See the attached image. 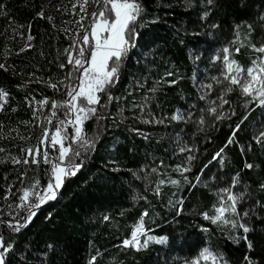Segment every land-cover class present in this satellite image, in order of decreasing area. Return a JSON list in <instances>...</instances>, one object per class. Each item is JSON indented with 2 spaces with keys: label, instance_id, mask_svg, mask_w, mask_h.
<instances>
[{
  "label": "trees",
  "instance_id": "obj_1",
  "mask_svg": "<svg viewBox=\"0 0 264 264\" xmlns=\"http://www.w3.org/2000/svg\"><path fill=\"white\" fill-rule=\"evenodd\" d=\"M92 1L88 2L89 14L81 20L84 12H80L77 0H0L7 12L6 16L0 15V64L4 65L0 68V88L9 93L5 111L0 112V125L3 126L0 148L6 150L0 152V210L7 201L5 195L10 186L16 190L39 180L43 188L49 182L51 164L44 163V149L40 162L30 166L28 171L21 163L13 166L11 157H20V151L33 143L37 134L45 128L50 133L55 131L53 125L65 118L64 109L60 108L51 124H47L44 117L39 127L40 117L35 105L44 98L67 99L66 85L72 83L65 79L72 68L68 55L75 57L76 49L88 47L81 38L86 29L90 31L91 13L100 7ZM143 2L145 26L138 29L141 35L137 47L130 51L121 68L119 82L111 88V95L119 99L108 102L107 96L101 94L97 115L103 118H92L85 123L89 137L99 131L94 150L86 158L82 155L76 160L83 165L77 175L65 179L63 187L57 191V198L42 205L33 221L20 233L0 224V234L15 244L8 256L9 264H88L97 251L100 255L96 264H184L186 257L190 258L204 246L222 252L229 264H245V255L255 264H264V210L256 203L264 202V191L259 187L264 183V139L260 144L254 139L264 130V107L256 103L246 106V98L236 88L226 96L229 103L218 109L223 119L214 120L204 113L207 123L197 126L200 109L208 104L207 100L200 99L197 86L200 75L204 71L210 77L218 75L221 61L214 62V57L228 45L236 24L241 25L243 34L247 31L245 22L255 21L264 13V0H245L243 7L241 0H217L216 6L209 9L207 22L199 18L206 7L204 0H193L192 7H186L185 0ZM40 11L44 12V17L37 16ZM156 17L158 22L151 23ZM212 21L221 27L213 30L209 26ZM29 35L33 39L25 46ZM231 55L247 67L256 54L243 47L239 54L233 50ZM196 56L198 60L194 59ZM61 64L65 67L61 68ZM166 71L175 73L166 79L177 82L161 84L155 93L151 92ZM137 81L143 87H139ZM51 83H57L58 90L53 89ZM218 94L221 88L215 85L211 99L215 100ZM13 108L16 111H12ZM178 110L186 116L191 112V119H169L164 124L144 122L171 117ZM134 128L143 135L132 131ZM68 130L71 133V126ZM178 136L184 144L194 148V152H179ZM230 137L234 141L232 144L227 143ZM45 148L50 150V160H55L58 148L47 143ZM221 148L224 152L214 159ZM190 154L195 160L187 175L193 182L198 174L201 175L202 183L180 190L165 184L161 186L160 195L145 190L146 185L155 188L157 180L164 178L151 173L152 166L159 165L162 159L165 165L162 172L179 178L172 167ZM246 164L253 167L247 168ZM237 174L239 183L234 190L245 193L240 210L250 207L256 210L250 217L254 228L248 234L254 244L251 252L245 241L233 243L226 230L221 231L200 215L203 211L211 214L216 201L214 190L227 185ZM145 175H148L147 180ZM145 195L147 200L141 198ZM179 198L184 199V211L174 215L169 201ZM18 203L17 198L12 208ZM146 208L155 220L153 223L145 218L150 234L167 237V241L164 244L150 242L140 251L123 247L122 241L130 236L131 226ZM105 215L110 219L105 221ZM0 219L4 220L1 212ZM201 226L209 231L202 232ZM49 243L54 245L51 251L46 248Z\"/></svg>",
  "mask_w": 264,
  "mask_h": 264
},
{
  "label": "snow or ice",
  "instance_id": "obj_2",
  "mask_svg": "<svg viewBox=\"0 0 264 264\" xmlns=\"http://www.w3.org/2000/svg\"><path fill=\"white\" fill-rule=\"evenodd\" d=\"M89 0H77L80 12H85ZM94 3L100 5L96 10L91 13V28L90 31L85 30V34L81 40L84 45H88L87 48L79 47L76 49L77 55L73 57L70 53L68 55V64L72 65L70 71L66 74L65 79L71 81L66 85V97L67 99L53 100L51 102V116L48 119V123H52V119L56 118L57 112L60 108L64 109V117L58 121V124L53 125L55 131L49 136L47 129L44 130L40 139V144H50L52 148H56L59 145L57 152L58 156L55 160H50L49 149L45 148L43 151V160L46 164H51L50 178L46 187H40V181L34 180V182L27 187H22L19 191L18 200L19 204L17 208L23 210L26 214L21 220L16 219L14 216L12 220L5 221L0 219V224L6 225L12 232L20 233L23 228H26L36 217L38 210L42 205L48 201L55 200L57 198V191L64 185L65 179L69 176H76L77 172L81 169L82 161L77 163L76 160L81 158L82 155L86 158L87 154L94 150L98 141L99 131L91 137L87 135L85 129V123L92 119H102V116H98L97 106L101 103V94L106 95L108 102L113 99H119L111 95V88L115 86L120 80L121 68L124 65L126 59L129 56L130 51L137 47V41L141 33L139 28L145 26L143 17L146 13V7L143 0H93ZM217 0H204L206 5L205 9L200 15V20L209 21L210 8L216 6ZM245 0H241V6H244ZM77 5L74 4L73 8ZM186 7L193 6V0H185ZM5 6L0 4V15H7L4 11ZM37 16L44 17L43 11L37 12ZM51 20L52 17H46ZM85 17L81 16V20ZM158 17L151 20V23H157ZM80 24V21H77ZM247 31L241 33V25L236 24L232 29V37L227 46L220 49V52L214 57L215 61H221L219 73L216 76H212L213 83H200L199 87L202 91L200 96L201 100H207L206 107L200 109V115L197 120V126L207 123L204 113L210 114L214 120L223 119L221 111L225 104L229 103L226 98L227 94L232 93L236 88L239 89L240 95L245 97V105L248 106L252 103L258 104V106L264 107V13L258 15L257 20L252 22H245ZM81 27L84 25L80 24ZM209 26L215 30L219 29L221 25L214 21L209 23ZM255 34V37H254ZM91 36V41H90ZM31 40L33 37L28 36ZM94 41V44L92 43ZM73 43H77L73 41ZM180 43L183 44L184 40L181 37ZM247 47L256 55L251 59L250 64L245 67L237 59L233 58L231 53L234 50L239 54L241 48ZM23 51V49H21ZM68 52V50H65ZM199 59V56L194 57ZM4 65L0 64V68ZM61 68L65 65L61 64ZM172 71H166L161 80L155 82L154 86L150 89L155 93L161 84H175V79H166L167 77L174 76ZM146 79V78H145ZM60 83H63L61 81ZM139 87H143L140 81L136 82ZM214 85L220 86L221 94H218L216 99L213 100L210 97V92ZM50 86L53 89L58 90L57 83H51ZM9 93L0 88V112L5 111V104H7V98ZM34 99V98H33ZM145 97V101H147ZM219 101V103H217ZM41 106L48 104V98L37 101ZM107 107V105H104ZM12 111H16L15 108ZM233 114H235L233 112ZM34 116L36 113L33 114ZM151 115V114H149ZM191 112L187 116L179 110L171 117L154 118L145 123L164 124L166 120L186 121L191 119ZM248 117L245 116L246 120ZM243 123V121H241ZM69 126H71V133H69ZM0 125V129H2ZM239 128V125H237ZM139 135H143L139 129H132ZM235 133H233V136ZM148 139L147 136H144ZM69 140L67 145L65 140ZM257 144L264 139V130L259 131L258 135L254 137ZM234 141L230 137L228 144H232ZM77 147H73V145ZM176 145L179 152L192 153L194 148L188 147L183 143L182 137H177ZM227 147V145H225ZM6 151L4 148H0V152ZM27 157L20 158L16 156L11 157L13 164H38L41 150L38 146L34 148L24 149ZM224 152V148H221L219 152L213 157L217 159ZM71 154V155H70ZM195 160L194 155H188L185 160L180 164L172 167V172L178 174L179 178H173L171 174L165 175L162 172L164 161L161 159L159 165L151 167V173L158 174L164 178L158 179L155 188L145 187L146 191H152L154 195L161 194V186L165 184H171L178 190L182 187L195 188L202 183V176L197 175L195 182L187 175L192 171V161ZM222 163V160H221ZM207 167V166H205ZM247 168H252V164H246ZM136 175V173H134ZM137 178H140L137 176ZM145 180L148 179V175H145ZM239 183V174L232 177L229 183L223 187L216 188L215 196L216 201L211 208V214L209 211H203L200 213L205 221H208L211 225H215L221 231L226 230V234L233 243L239 244L242 240L246 242L247 249L251 252L254 248L253 241L249 239V233L254 231L250 223V217L256 214V210L250 207L248 210L241 211L239 205L245 198V193L236 192L234 189ZM207 187L208 185L205 184ZM261 191H264V183L260 184ZM11 194V188L6 191L5 199ZM147 200L145 195L141 197ZM259 204V208L264 210V202H256ZM9 209H12V205H8ZM169 207L174 209V215H179L184 211V199L179 198L175 202L169 201ZM19 215V212H17ZM149 218L154 223L155 220L149 215V210L146 208L138 217L137 221L131 226L132 230L130 236L122 241V246L125 248L132 247L136 251L147 248L150 242H156L164 244L167 241V237H156L150 234L151 229L146 227L145 218ZM50 218V217H48ZM104 220L110 219L105 215ZM201 231L207 233L208 228L201 226ZM143 237V240H141ZM46 248L51 251L54 249V245L49 243ZM15 249L13 241H9L3 234H0V264H9L8 256ZM100 253L97 251L96 255L90 257L88 264H96L97 256ZM43 256L47 257V252L43 253ZM245 264H255V261L249 256L243 257ZM184 264H229V261L225 259L222 252H214L208 246L199 248L190 258L184 259Z\"/></svg>",
  "mask_w": 264,
  "mask_h": 264
},
{
  "label": "built area",
  "instance_id": "obj_3",
  "mask_svg": "<svg viewBox=\"0 0 264 264\" xmlns=\"http://www.w3.org/2000/svg\"><path fill=\"white\" fill-rule=\"evenodd\" d=\"M53 100H54L53 98L52 99H49L48 100V104L45 105L44 112L42 113V115L39 114L40 115V126H41V123L43 122L44 117H46V123L49 124L48 123V119L51 116V111H52V109H51V102ZM37 105H40V104H37ZM47 113H49V114H47ZM38 138H39V134L36 135V138H35L34 142L33 143H30L26 149H28V148H34V147L38 146ZM20 158L23 159V158H29V157H27V154H26L25 151L21 150L20 151ZM29 159H31V158H29ZM21 164H23V163H21ZM12 165L14 166L16 164H13L12 163ZM23 165L26 167V169L28 171L29 168H30V166L37 165V164L29 163V164H23ZM22 187L23 186L21 185L18 189L14 190L13 186H10V188H11V194L8 196V199H7L6 203H5V205L0 210V212L4 215V220L5 221L12 220V218L15 216L16 219L21 220V223L23 222L22 221V217L26 213L23 210H20V209L17 208V205L18 204L15 207H13L12 209H9V207H8L9 204L13 205L14 201L19 197V195L21 194V192L19 190ZM5 209L7 210L6 212H5ZM17 212H19V215H17Z\"/></svg>",
  "mask_w": 264,
  "mask_h": 264
},
{
  "label": "rangeland",
  "instance_id": "obj_4",
  "mask_svg": "<svg viewBox=\"0 0 264 264\" xmlns=\"http://www.w3.org/2000/svg\"><path fill=\"white\" fill-rule=\"evenodd\" d=\"M92 3H94L93 1H92ZM89 4H87V5H85V8H86V11L84 12V17H85V19H86V15H88L89 14V6H88ZM30 45V41H29V39L27 38L26 39V41H25V46H29ZM254 57V56H253ZM252 57V58H253ZM251 58V59H252ZM220 65H221V63L218 65V69L220 68ZM203 74L202 75H200V78H199V80H198V82H197V86H198V90H199V92H200V94H202V91H201V89H200V87H199V85H200V83H213V81L211 80V77L207 74V71H204V72H202ZM219 73V72H218ZM215 86V85H214ZM212 91V90H211ZM211 93V92H210ZM36 107H35V111H36V113H37V115L40 117V115H42V113L44 112V109H45V106H41V105H35ZM40 114V115H39ZM40 124V123H39ZM46 127H47V125H45ZM46 129V128H45ZM44 129V130H45ZM48 130V129H47ZM44 132V131H43ZM43 132L39 135V138H38V146H39V148H40V150L42 151L43 149H45V144H40V139H41V137H42V134H43ZM48 132H49V136H51V134L54 132H51L50 133V130H48ZM65 144H67V139L65 140ZM59 147V145H57L56 146V148H58ZM31 184H27V186H30ZM27 186H25V187H27ZM21 195V194H20ZM19 201V200H18ZM19 204V203H18Z\"/></svg>",
  "mask_w": 264,
  "mask_h": 264
},
{
  "label": "bare ground",
  "instance_id": "obj_5",
  "mask_svg": "<svg viewBox=\"0 0 264 264\" xmlns=\"http://www.w3.org/2000/svg\"><path fill=\"white\" fill-rule=\"evenodd\" d=\"M39 126H40V124H39Z\"/></svg>",
  "mask_w": 264,
  "mask_h": 264
}]
</instances>
